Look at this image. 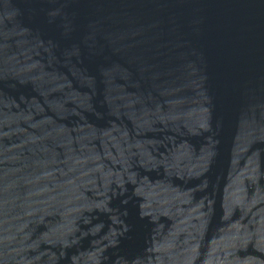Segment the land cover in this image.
Instances as JSON below:
<instances>
[{
    "label": "water",
    "instance_id": "1",
    "mask_svg": "<svg viewBox=\"0 0 264 264\" xmlns=\"http://www.w3.org/2000/svg\"><path fill=\"white\" fill-rule=\"evenodd\" d=\"M0 264H264V0H0Z\"/></svg>",
    "mask_w": 264,
    "mask_h": 264
}]
</instances>
